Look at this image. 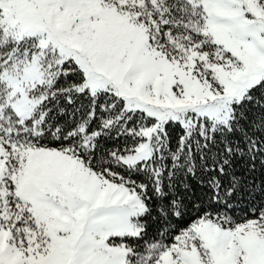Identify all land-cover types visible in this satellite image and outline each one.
Instances as JSON below:
<instances>
[{"label":"snow or ice","instance_id":"6c2138e0","mask_svg":"<svg viewBox=\"0 0 264 264\" xmlns=\"http://www.w3.org/2000/svg\"><path fill=\"white\" fill-rule=\"evenodd\" d=\"M0 264H264V0H0Z\"/></svg>","mask_w":264,"mask_h":264}]
</instances>
